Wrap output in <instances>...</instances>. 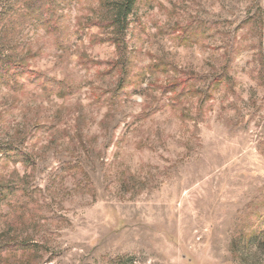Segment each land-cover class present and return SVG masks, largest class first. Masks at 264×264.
Segmentation results:
<instances>
[{
  "label": "rangeland",
  "instance_id": "obj_1",
  "mask_svg": "<svg viewBox=\"0 0 264 264\" xmlns=\"http://www.w3.org/2000/svg\"><path fill=\"white\" fill-rule=\"evenodd\" d=\"M11 1L0 41L27 69L0 84V151L28 164L0 153V264H264V0H143L124 52L94 0L55 31Z\"/></svg>",
  "mask_w": 264,
  "mask_h": 264
},
{
  "label": "trees",
  "instance_id": "obj_2",
  "mask_svg": "<svg viewBox=\"0 0 264 264\" xmlns=\"http://www.w3.org/2000/svg\"><path fill=\"white\" fill-rule=\"evenodd\" d=\"M73 1L79 0H14L9 3V5L4 10L5 14L14 11L16 14L26 15L30 21L42 26L45 30H57L58 21L62 18L61 8L64 5H71ZM97 3L96 9L93 10V19L90 26L97 27L101 33L106 35L104 38L106 42L112 43L118 51L124 52L126 50L125 38L132 25H137V6L143 0H94ZM0 21H3V16L0 15ZM179 42L182 44H193L198 39L201 38L200 32L193 26H187L183 28L176 29ZM162 62V61H160ZM126 58L122 54L119 59L114 63V66L120 67L121 70V80L118 81V86L113 92V96L110 98L112 100V105L115 101L123 98V87L121 84L126 81ZM159 63L158 66L154 65L155 69L159 70L162 67ZM26 67L21 63V60H17L16 56L11 53L9 47L6 44H2L0 41V84L9 85L17 84L18 78L21 76L22 71H26ZM157 70H151V74ZM42 79V88L47 90L48 88L59 98H65L68 96L69 91L62 83L56 82L55 80H49L45 76H35L32 78L33 82H38ZM143 82V81H142ZM177 85H171L174 87ZM114 100V101H113ZM1 156L5 158H13L12 162H24L28 164V159L25 155L18 153L15 149L6 148L0 151ZM17 158V159H15ZM18 191L16 187L10 184H5L0 182V208L9 206L10 201H12L13 196ZM260 237L255 241H263L264 244V231L260 233Z\"/></svg>",
  "mask_w": 264,
  "mask_h": 264
}]
</instances>
